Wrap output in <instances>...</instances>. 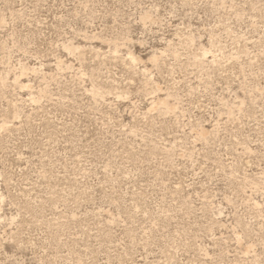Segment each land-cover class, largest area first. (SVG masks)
Returning a JSON list of instances; mask_svg holds the SVG:
<instances>
[{
  "label": "rangeland",
  "instance_id": "374dc122",
  "mask_svg": "<svg viewBox=\"0 0 264 264\" xmlns=\"http://www.w3.org/2000/svg\"><path fill=\"white\" fill-rule=\"evenodd\" d=\"M0 264H264V0H0Z\"/></svg>",
  "mask_w": 264,
  "mask_h": 264
}]
</instances>
